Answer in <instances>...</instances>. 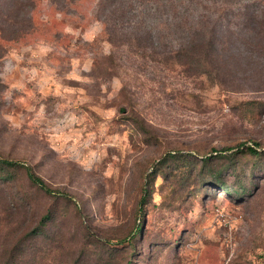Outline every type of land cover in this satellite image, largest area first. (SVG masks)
<instances>
[{
    "label": "rangeland",
    "instance_id": "rangeland-1",
    "mask_svg": "<svg viewBox=\"0 0 264 264\" xmlns=\"http://www.w3.org/2000/svg\"><path fill=\"white\" fill-rule=\"evenodd\" d=\"M100 1L0 0V157L70 199L0 175V264H264L256 7Z\"/></svg>",
    "mask_w": 264,
    "mask_h": 264
},
{
    "label": "trees",
    "instance_id": "trees-1",
    "mask_svg": "<svg viewBox=\"0 0 264 264\" xmlns=\"http://www.w3.org/2000/svg\"><path fill=\"white\" fill-rule=\"evenodd\" d=\"M141 1L144 4H146V5L149 4V3H153L156 6H158L157 8L163 7V8H168V9L175 10L176 9V5H178L177 2L179 0H141ZM238 1H240V0H222V4L223 5L218 6V8L227 7V6L232 5V4H239V6H242L243 5L242 2L238 3ZM32 3L35 6V0H32ZM245 3H246V5H243L244 9H247V10L248 9H254L256 7V9H257L256 14L257 15L254 14V19L256 17L259 19V17H260V20L262 21V25L264 27V0H246ZM125 4L121 0H101L98 3L97 7H98L99 11H102L103 13L107 12V13L113 15L115 12H121L120 9H122ZM7 7H8V5H7ZM257 33L255 35V38H258V37L260 38L261 33H264V32H260L258 34ZM262 37H261V39H262ZM257 146H259L258 143H256L254 147L248 146V147H246L244 149H241V150L239 149V151H237V152L236 151L233 152L232 148H226V149L221 151V154L226 156V158H232V157H234L235 154H242V155H249V156L258 157V156H260V152L258 151ZM214 152L217 153L218 151L215 150ZM170 156L172 158H176V154H171ZM202 160H204V162H208L209 158H204ZM163 161H164V159H163ZM160 163H162V160L159 161L157 163V165H155V169L158 168V165ZM19 167L24 168L29 183L31 185H33L34 187L38 188L44 194H46L48 196L63 197L65 200H70L69 196L66 195L65 193H62V192H59V191H55V190L49 188L47 183L45 182V180L42 179L39 175H37L33 171L32 168H30V167H28L26 165H21L18 162H15V161H12V160H9V159H4V158L0 157V175L3 176L4 178L11 179L12 175H13V170H16ZM222 185H224V188L227 191L231 192L230 191L231 187L227 186L225 183H222ZM143 192L144 193H143V196H142V199H141V204L145 202L146 198L150 194V188H149L148 185H146L144 187ZM51 219H52V214L48 213V214L43 216V218L41 219L39 225L40 226H46L48 221H50ZM141 227H142V225H138L137 228H136V232L138 234H140V232H141ZM38 228H40V227H38ZM20 235H21V233H20ZM33 235H35V234L33 233ZM17 244H19V243H17ZM16 250H17V248H15L13 250V252H11V256L10 257H11L12 260L15 258L14 257V252ZM13 264H16V263L13 261Z\"/></svg>",
    "mask_w": 264,
    "mask_h": 264
}]
</instances>
